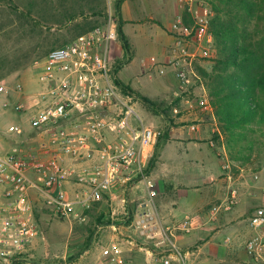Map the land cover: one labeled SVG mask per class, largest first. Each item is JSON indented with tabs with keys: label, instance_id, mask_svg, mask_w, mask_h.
<instances>
[{
	"label": "built area",
	"instance_id": "2783aa9c",
	"mask_svg": "<svg viewBox=\"0 0 264 264\" xmlns=\"http://www.w3.org/2000/svg\"><path fill=\"white\" fill-rule=\"evenodd\" d=\"M187 1L189 10L195 4L198 11L189 27L183 25L181 16L175 22L183 36L171 48L177 79L173 95L178 97L193 87L197 104L208 108V94L185 40L211 44L212 13L201 0ZM116 42V23L108 14L101 25L33 62L39 89L28 97L34 109L29 123L37 136L45 138L0 152V264H46L36 260L34 253L40 235L37 211L82 223L85 212L109 196L115 185L129 187L147 178L150 150L164 132L148 124L137 111L138 99L114 82ZM6 91L0 84V96ZM14 91L22 95V85L17 83ZM8 106L7 100H0V110ZM27 107L21 101L13 108L23 111ZM7 131L16 128L10 125ZM229 172L230 164L223 160L221 173L230 178ZM252 178L255 185L264 183L259 174ZM148 187H153L150 182ZM261 190L264 193V187ZM149 195L153 196V190ZM239 196V188L232 186L223 200L209 208L208 222L230 212ZM134 223L139 237L158 250V264H192L174 239L175 229L160 222L153 206L136 213ZM190 227L185 217L182 228ZM246 228L242 264H264V205L247 214ZM222 242L229 245L231 237L225 236ZM114 252L121 251L114 248Z\"/></svg>",
	"mask_w": 264,
	"mask_h": 264
},
{
	"label": "crops",
	"instance_id": "0c3cea01",
	"mask_svg": "<svg viewBox=\"0 0 264 264\" xmlns=\"http://www.w3.org/2000/svg\"><path fill=\"white\" fill-rule=\"evenodd\" d=\"M133 2H136L135 7L132 4V6L130 5V0H123L121 5V16L124 21L123 31L127 39L131 40V42L130 40L128 42L133 54L132 59L124 66L132 63L136 51L137 55H141L137 50V45L131 44L132 40L141 42L142 52H148L151 57L149 60L144 59V63L141 65L143 70L139 72V77H145V72H149V79L166 78V76H161L160 65L156 64L160 61L170 62L172 45L177 37L183 36L180 27L175 29V22L177 17L181 16L184 25L185 10L183 6L189 5V2L187 0H176V2L175 0H133ZM178 9H182L183 12L181 10V12L176 11ZM187 10L190 11L191 16L196 12L193 8L191 10L187 8ZM172 11L173 14L176 13L173 24L168 20V16ZM139 14H143L145 17L137 18L136 15ZM187 14L189 15V13ZM166 31H170L171 35L166 36ZM194 43H188L189 51L192 50ZM197 44L196 50L191 51L193 57L195 55H205L202 54L200 49L201 43ZM170 66L173 69L172 64ZM121 69L118 72V77ZM205 70L209 71L210 69L206 68ZM121 81L124 82L122 79ZM125 84L143 95L134 86L128 83ZM205 109V114H193L194 112H192L176 118L177 121H190L189 125L180 122H174L175 125H170L168 140L160 142L159 145H157V142L155 144L154 149L157 147V155L151 168L146 171L147 178L145 180L129 187L122 184L115 185L110 195L99 203L100 206L91 207L85 212L86 220L87 214L91 213L98 221L94 224V233L107 232V235H104L105 240L91 241L92 232L85 231L86 242L74 254L78 246L73 245L72 241L74 242L77 239V229L86 220L82 223L78 220L63 222L66 228L62 233H59L55 223L49 224L47 222L44 225L42 210L37 211L35 216L38 228H40L39 236L43 233L45 240L48 242L45 243L43 254H39L41 244L39 236L36 238L34 252L36 260L37 257L49 256L47 250L49 249L52 252L53 246L57 244L56 242L66 237V243L71 241V244L63 245L62 260L55 264H137L136 259L138 258H141V261L144 259L148 264H158V250L139 237L138 229L134 223L136 213L150 206L156 209L163 225L175 229L174 239L189 261V252L184 251L182 248L184 239L188 241H196L198 238L203 239V247H207L215 234L212 231L216 228L215 223L218 221L208 222L209 209L205 211L206 209L203 208L204 201L206 197L209 198L208 196L215 199L217 203L223 200L228 190L233 186V181L231 177L228 178L221 173L223 160L221 155H225V149L222 144V152L218 153V156L215 155L213 136L215 133H219L218 123L211 107L208 106ZM192 126L195 129H192ZM25 131L26 129H21L17 133V137L22 136L18 141L22 145L35 143L45 138L44 136H37L35 130L33 132V130L29 131L28 129L29 134H26ZM3 147L0 144V148L3 149ZM152 150L153 146L150 155L153 153ZM203 173L206 176L203 177ZM148 182L153 186L151 189L148 187ZM251 183L252 187L248 195L242 196L240 193L238 204L230 212L222 215L223 224L227 225L224 234L220 235H224L223 238L230 236V233L240 232V227L236 226V222L240 224L246 212L248 214L254 207L264 205V193L255 186L253 179H251ZM69 187L71 191L72 188ZM150 190H153V196L149 195ZM185 217L190 219L191 224L187 231L182 228V221ZM183 233H186V235L184 236ZM74 243L77 244V242ZM114 248L121 252L115 253ZM73 254L74 256H72ZM211 257H208V259ZM111 258H114V260L111 261ZM217 260L218 262L224 261L220 257ZM142 264H144L143 261Z\"/></svg>",
	"mask_w": 264,
	"mask_h": 264
},
{
	"label": "rangeland",
	"instance_id": "374dc122",
	"mask_svg": "<svg viewBox=\"0 0 264 264\" xmlns=\"http://www.w3.org/2000/svg\"><path fill=\"white\" fill-rule=\"evenodd\" d=\"M114 3L115 0H0V84L7 87L6 93L0 96V100H7L9 102V106L6 110H0V144L4 146L3 149L0 148L1 153L10 150L11 147L16 145H22L18 142L22 136L17 137V132L21 131V129H26V134H29V131L33 130L29 123V119L34 109L31 107L28 97L39 89L38 81L35 78V71L32 66L33 62L45 56L56 46L64 44L77 35L89 30V26L103 23L108 14H113ZM135 3L136 2H133V0H130V5L132 4L133 7H135ZM183 7L185 10L184 12L189 13L190 15V12L187 10L188 5H184ZM192 8L193 10H196V12L198 11V7L195 4H193ZM182 9L176 11L179 12L181 10L183 12ZM93 11L97 12L98 15H94ZM136 17L143 18L145 16L139 14L136 15ZM175 17L176 13L173 14L172 11L168 16V20L171 24L175 22ZM188 23L191 26V15L188 18ZM165 34L166 36L171 35V32L166 31ZM128 40L130 39L128 38ZM192 42L194 43L191 38H186L185 40L187 46L188 43ZM131 44L137 45V50H139L141 55H137L136 51L134 60L132 63L121 69L119 77L125 83L138 89L143 96L154 102L158 107L159 112H166V114L162 116H160L161 114L159 113L158 115L154 114L151 107L138 98L137 111L146 119L148 124L152 125L153 128L162 130L166 133V131L168 132L170 125H175L174 122H180L187 125L190 124V121H177L176 118L178 116H183L184 114L192 112H194L193 114H205L204 112H206V109L199 106L196 102L193 87L189 88L188 92L182 93L178 97L173 95V91L177 85V79L176 72L170 66L171 64L169 61H160L156 64L160 65L162 71L161 76H166V78L162 77L157 80H155V78L149 79V72H145V77H139V72L143 70L141 65H143L144 59L149 60L151 54H148V52H142L143 49L142 46H140L141 42H134L132 40ZM196 47H198L197 42L193 44L191 51H195ZM116 48L117 51L114 55L115 62L121 60L123 57V52L118 40L116 42ZM200 49L202 50V54L205 55H195L193 58V65L194 67L199 66L203 69L207 68L209 70L213 65V41L211 44L206 42L201 43ZM17 83L22 85V95L14 91V87ZM21 101H24L26 107H29L23 111H15L13 107ZM9 125H13L16 128V131L8 132L7 129ZM215 134L213 136V141L215 143L213 149L215 155L218 156L217 154L222 152L221 145L223 144V140L220 138L215 139ZM158 140L159 139H157L156 142ZM156 142L153 145L152 152H154ZM223 148L225 149L224 144ZM152 155L153 153L149 155L148 163L151 160ZM221 156L223 157V160H228L230 164L229 174L231 175L233 186L239 188V193H241L242 196H247L251 190V179H253L252 176L254 174H259L261 178H264V153L261 154L259 162L256 161L254 164L247 165L244 168H239L238 163L232 162L229 159L226 149L225 155L222 154ZM255 167H259V170L254 171L253 169ZM204 173L202 174L203 177L205 175ZM255 186L261 190V188L264 187V183L260 185L256 184ZM208 197L209 198L206 197L204 201L203 208L206 209L205 211H207L212 204H217L215 199L210 198V196ZM100 202L93 204L92 207L96 208L100 206ZM41 213L44 225L47 222L49 224L53 222L59 233L64 231L66 228L63 224L64 221L50 216L49 213L44 210H42ZM222 215L223 214L219 215L217 218L218 222L215 223L216 228L212 231L215 232V234H212L213 237L212 240L210 239L209 246L207 245V247H203L204 241L200 238L196 241H188L187 239L183 240L184 243L182 248L184 251L189 252L190 262H192V264H242L245 261L243 241L248 236V230L246 228L247 212L243 216L240 224L236 222V226L238 225L240 227V232L230 233L232 242L229 245H224L222 243L224 235L220 236L224 234V229L227 226L226 224H223L224 220L222 219ZM95 223H98L95 216L88 213L86 222L79 225V229H77V239L74 240L77 244L72 241L73 245L78 246L75 249L76 252H74V254H76L78 252L77 249L80 250L86 242L87 237L84 235L85 231L92 232L91 241L97 239L105 240L104 235H107V232L103 233L100 231L94 233L95 231H93V229ZM183 234L184 236L186 235V233ZM65 238L66 237L62 238V240L59 239L56 242L57 244L53 246L54 248L52 247V252L49 251V249L47 250L49 256L37 257V260L46 264L59 263L63 256V245L71 244V241L66 243L67 239ZM39 240L41 244L39 254H43L45 243L48 241L45 240V235L43 233L39 236ZM47 248L48 246L46 249ZM74 254L72 256H74ZM210 256L214 259L211 257L212 259L209 258V260L208 257ZM219 257L224 261L218 262L217 258ZM142 261L144 264H148L144 259ZM142 261L141 258L136 259L137 264H142Z\"/></svg>",
	"mask_w": 264,
	"mask_h": 264
},
{
	"label": "trees",
	"instance_id": "16d2710c",
	"mask_svg": "<svg viewBox=\"0 0 264 264\" xmlns=\"http://www.w3.org/2000/svg\"><path fill=\"white\" fill-rule=\"evenodd\" d=\"M201 1L212 13L209 32L213 38L214 56L210 71L199 66H195V70L206 87L209 105L218 123L219 133L215 134V139H222L229 159L244 168L259 162L264 153V0ZM122 3L123 0H115L112 14L123 52L122 59L114 63L112 77L122 90L147 103L154 114L164 115L165 111L159 112L154 102L118 77L119 70L133 55L123 31ZM93 14L98 15L95 11ZM188 18L184 12L185 27L190 26ZM101 24L89 26L87 31ZM168 136L169 130L158 138L157 145L167 141ZM156 155L157 147L146 171L155 162ZM253 170L257 171L259 167Z\"/></svg>",
	"mask_w": 264,
	"mask_h": 264
}]
</instances>
